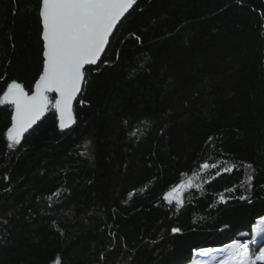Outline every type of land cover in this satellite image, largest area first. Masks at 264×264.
Listing matches in <instances>:
<instances>
[{"label": "trees", "instance_id": "obj_1", "mask_svg": "<svg viewBox=\"0 0 264 264\" xmlns=\"http://www.w3.org/2000/svg\"><path fill=\"white\" fill-rule=\"evenodd\" d=\"M136 2L72 129L49 95L9 147L0 105V264H189L264 217V0ZM40 6L0 0V97L43 72ZM188 180L182 205L164 199Z\"/></svg>", "mask_w": 264, "mask_h": 264}, {"label": "snow or ice", "instance_id": "obj_2", "mask_svg": "<svg viewBox=\"0 0 264 264\" xmlns=\"http://www.w3.org/2000/svg\"><path fill=\"white\" fill-rule=\"evenodd\" d=\"M135 3L136 0H41L43 72L31 95L22 84L12 81L0 97V105L14 106L11 126L6 131L9 147L18 145L48 111L49 93L58 94L52 107L58 113L59 128L63 130L75 123L73 101L85 83V68L100 61L114 30ZM202 167L207 169L209 165L205 163ZM224 171L230 169L225 167ZM192 186V180L181 183L164 199L170 203L175 199L182 205L183 190ZM256 231L264 232V227L257 225ZM229 255L226 264H264V250L257 254L249 250L248 244L233 246Z\"/></svg>", "mask_w": 264, "mask_h": 264}, {"label": "rangeland", "instance_id": "obj_3", "mask_svg": "<svg viewBox=\"0 0 264 264\" xmlns=\"http://www.w3.org/2000/svg\"><path fill=\"white\" fill-rule=\"evenodd\" d=\"M186 187L185 189H187ZM184 189V190H185ZM183 190V192H184ZM182 192V193H183ZM175 200V199H173ZM257 225H261L264 227V217L258 219L254 226L252 227V231L249 234L251 241L246 244L249 245V250L258 254L259 251L264 250V243L256 248V244L264 241V232L257 233L256 228ZM241 244L236 242L231 245H227L225 248L212 249L215 252L204 250L200 252H196L193 256L191 263L189 264H226V262L230 261V252L233 246Z\"/></svg>", "mask_w": 264, "mask_h": 264}, {"label": "water", "instance_id": "obj_4", "mask_svg": "<svg viewBox=\"0 0 264 264\" xmlns=\"http://www.w3.org/2000/svg\"><path fill=\"white\" fill-rule=\"evenodd\" d=\"M136 5H137V2H136V3L133 5V7L129 10V12L126 14L125 18L122 19L121 24H122L123 21L126 19V17L129 15V13L135 8ZM41 22H42V18H41ZM121 24H119V25L117 26V29L114 30V34H115L116 31L118 30V28L121 26ZM114 34H113V36H114ZM113 36H112V37H113ZM112 37H110V39H109V43H110V40L112 39ZM42 40H43V39H42ZM108 47H109V45L106 46L105 53H106ZM105 53L102 54L100 61H101L102 58L104 57ZM100 61H98L97 64H99ZM97 64H96V65H97ZM90 66H92V65H90ZM90 66H86L85 71H86ZM83 87H84V84H82L80 93H78L76 99L73 101V109H74V105H75L77 99H78V98L80 97V95L82 94ZM48 95L55 96L56 98L58 97V94H57V93H49ZM47 112H48V111H47ZM47 112H46V113L40 118V120H38V121L32 126V128H30V129L28 130V132H26V133L24 134V137L22 138L21 142H22V141L24 140V138H25L26 136H28L29 133H30V132H31V131H32V130H33V129H34V128H35V127H36V126H37V125H38V124H39L44 118H45ZM73 113H74V112H73ZM57 114H58V113H57ZM74 126H75V123H74V124H71L68 128L63 129V131H69V130L72 129Z\"/></svg>", "mask_w": 264, "mask_h": 264}, {"label": "crops", "instance_id": "obj_5", "mask_svg": "<svg viewBox=\"0 0 264 264\" xmlns=\"http://www.w3.org/2000/svg\"><path fill=\"white\" fill-rule=\"evenodd\" d=\"M233 244H234V243H233ZM225 247H226V246H225ZM225 247H224V248H225Z\"/></svg>", "mask_w": 264, "mask_h": 264}]
</instances>
